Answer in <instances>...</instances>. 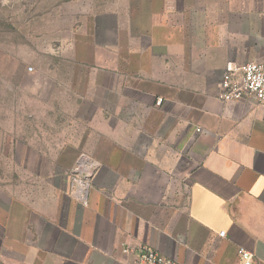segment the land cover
I'll list each match as a JSON object with an SVG mask.
<instances>
[{"label": "crops", "instance_id": "1", "mask_svg": "<svg viewBox=\"0 0 264 264\" xmlns=\"http://www.w3.org/2000/svg\"><path fill=\"white\" fill-rule=\"evenodd\" d=\"M89 31L72 91L108 113L84 154L85 203L0 188V264H137L125 246L264 264V106L218 99L228 66L264 60V0H121Z\"/></svg>", "mask_w": 264, "mask_h": 264}, {"label": "rangeland", "instance_id": "2", "mask_svg": "<svg viewBox=\"0 0 264 264\" xmlns=\"http://www.w3.org/2000/svg\"><path fill=\"white\" fill-rule=\"evenodd\" d=\"M120 4L0 0V188L19 202L59 209L83 182L79 160L108 111L73 93L74 52L91 20Z\"/></svg>", "mask_w": 264, "mask_h": 264}, {"label": "built area", "instance_id": "3", "mask_svg": "<svg viewBox=\"0 0 264 264\" xmlns=\"http://www.w3.org/2000/svg\"><path fill=\"white\" fill-rule=\"evenodd\" d=\"M218 99L224 103L239 102L243 100L253 101L264 106V60L247 62L238 68L233 69L228 66L226 75L218 86ZM161 100L157 101L159 104ZM200 132V129H196ZM77 171L84 174L83 182H79L77 196L81 202L85 203L87 180L92 175L86 157H82L78 163ZM224 233H220L222 236ZM124 255H134L137 264H178L173 259L168 258L147 246L122 248ZM238 255L242 264H251V255L243 249L238 250Z\"/></svg>", "mask_w": 264, "mask_h": 264}]
</instances>
